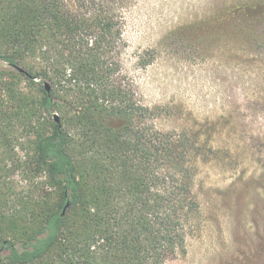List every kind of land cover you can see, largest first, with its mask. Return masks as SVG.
<instances>
[{
  "label": "trees",
  "instance_id": "16d2710c",
  "mask_svg": "<svg viewBox=\"0 0 264 264\" xmlns=\"http://www.w3.org/2000/svg\"><path fill=\"white\" fill-rule=\"evenodd\" d=\"M129 2L0 0V63L42 92L9 80L0 102V149L24 128L38 189L13 196L0 161V264H164L187 251L206 151L196 131L160 129L124 74ZM237 13L260 22L264 2Z\"/></svg>",
  "mask_w": 264,
  "mask_h": 264
},
{
  "label": "rangeland",
  "instance_id": "374dc122",
  "mask_svg": "<svg viewBox=\"0 0 264 264\" xmlns=\"http://www.w3.org/2000/svg\"><path fill=\"white\" fill-rule=\"evenodd\" d=\"M256 2L264 0H130L125 8L124 74L157 108L160 129L196 131L206 151L187 251L164 264H264V16L251 22L230 14ZM3 77L0 102L9 100V80L42 94L0 63ZM23 130L0 149L2 175L13 196H37L32 137Z\"/></svg>",
  "mask_w": 264,
  "mask_h": 264
},
{
  "label": "water",
  "instance_id": "95a60500",
  "mask_svg": "<svg viewBox=\"0 0 264 264\" xmlns=\"http://www.w3.org/2000/svg\"><path fill=\"white\" fill-rule=\"evenodd\" d=\"M20 70L23 71L22 68H20ZM45 86H46V89L48 91H50L51 87H50V84L48 82L45 83ZM55 120H56V122H60V117H59V114H57V113L55 114ZM65 210H66V208L64 209V213H65Z\"/></svg>",
  "mask_w": 264,
  "mask_h": 264
}]
</instances>
